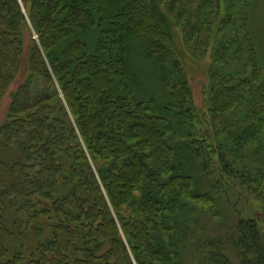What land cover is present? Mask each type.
<instances>
[{
    "label": "trees",
    "instance_id": "trees-1",
    "mask_svg": "<svg viewBox=\"0 0 264 264\" xmlns=\"http://www.w3.org/2000/svg\"><path fill=\"white\" fill-rule=\"evenodd\" d=\"M189 57L209 61L203 112ZM9 91L0 264H264L258 218L206 209L234 189L264 211V0H0V101Z\"/></svg>",
    "mask_w": 264,
    "mask_h": 264
},
{
    "label": "rangeland",
    "instance_id": "rangeland-1",
    "mask_svg": "<svg viewBox=\"0 0 264 264\" xmlns=\"http://www.w3.org/2000/svg\"><path fill=\"white\" fill-rule=\"evenodd\" d=\"M259 7L257 10H259ZM33 36V32L27 31L25 34V49L26 55L28 54V48L30 44V39ZM33 38H36L33 36ZM134 69L139 76L140 83H142V90L147 96L160 97L159 95L163 92V87L161 86L160 74L158 73L155 65L140 51H134L132 54ZM188 66V74L192 84L194 98L197 103V106L200 111H204L206 109V96H205V88L209 83L208 76V66L209 61H201L195 62L190 57L187 60ZM26 74V65H23L20 75L17 77V80L12 85V91L16 90L18 85L24 80V76ZM12 91H9L8 94L0 101V125L6 119L10 104L12 102ZM182 161L186 164V169L193 175L194 183L196 187V191L201 192V188L203 186V174H201V166L194 160L192 157H186L182 153ZM229 193V191H227ZM227 195V194H225ZM223 195V196H225ZM231 202L222 203L219 205L218 201L212 202L206 206L208 210L209 217H215V220H223L224 222H228L229 224H234L236 221L237 210L241 213L243 217H252L258 218L259 224L261 226L262 232L264 233V211L262 208H259V205H256L254 202H249L248 198L242 194L240 195L236 190L232 189L229 193ZM211 204L213 207H211ZM207 221V219H205ZM207 224V225H206ZM221 223H217L216 225H220ZM202 225L205 226L208 230L214 229L212 233L215 235L218 233L217 226L215 222L213 223H205L202 221ZM196 259V257H193ZM194 264H198V261L194 260Z\"/></svg>",
    "mask_w": 264,
    "mask_h": 264
}]
</instances>
